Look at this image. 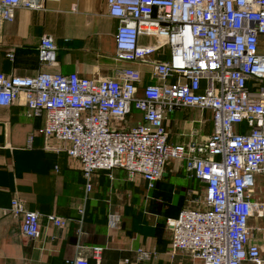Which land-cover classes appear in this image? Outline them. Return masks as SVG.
Wrapping results in <instances>:
<instances>
[{"label":"built area","instance_id":"2783aa9c","mask_svg":"<svg viewBox=\"0 0 264 264\" xmlns=\"http://www.w3.org/2000/svg\"><path fill=\"white\" fill-rule=\"evenodd\" d=\"M48 0H0V22L10 23L19 9L45 10ZM109 15L119 22L116 59L146 63L168 48L169 59L154 66L158 81L139 90L135 69L114 79L93 80L77 74L46 72L36 77L0 72V107L23 98L28 117H43V128L28 139L53 138L76 160L92 188L98 172L122 169L130 179L141 176L153 189L172 160L204 186L177 219L169 220L174 252H186L201 264H264V246L252 243L250 221L264 215V204L252 197L253 177L264 170V0H107ZM142 36L157 46L142 45ZM39 62L54 67L58 47L44 35ZM10 60L13 53H8ZM209 111L213 132L206 142L172 145L166 121L175 110ZM143 123L119 129L132 111ZM10 211L21 219L23 237L40 235L41 216L18 199ZM57 227L68 223L48 216ZM104 249L92 248L101 264ZM142 260L149 254L140 252ZM71 264H90L78 258Z\"/></svg>","mask_w":264,"mask_h":264},{"label":"crops","instance_id":"0c3cea01","mask_svg":"<svg viewBox=\"0 0 264 264\" xmlns=\"http://www.w3.org/2000/svg\"><path fill=\"white\" fill-rule=\"evenodd\" d=\"M45 10L19 9L10 23L0 22V72L9 76L36 77L52 72L77 74L82 78L114 79L118 72L135 69L142 75L139 90L158 83L152 78L155 63L169 59L168 48L157 50L146 63L116 59L115 35L119 22L109 15L107 0H48ZM44 35L58 47L54 67L39 62ZM142 45L157 46L155 37L142 36ZM264 54V38L260 42ZM14 59L8 58V53ZM23 98L10 107H0V264H71L74 259H92V248L104 249L101 264H201L186 252H174L169 220L177 219L204 186L186 171L181 160L170 161L155 188L125 170L98 172L91 177V190L80 164L61 150L53 138L29 135L43 128V117L30 118ZM143 123L135 110L119 129ZM169 142L181 145L206 142L213 132L209 111L182 108L166 121ZM252 197L264 204V170L253 177ZM20 200L27 210L41 216L40 235L22 236L21 219L10 211ZM66 220L64 227L48 216ZM252 243L264 246V215L250 221ZM140 252L149 254L142 260Z\"/></svg>","mask_w":264,"mask_h":264},{"label":"rangeland","instance_id":"374dc122","mask_svg":"<svg viewBox=\"0 0 264 264\" xmlns=\"http://www.w3.org/2000/svg\"><path fill=\"white\" fill-rule=\"evenodd\" d=\"M188 201H189V199H188Z\"/></svg>","mask_w":264,"mask_h":264}]
</instances>
